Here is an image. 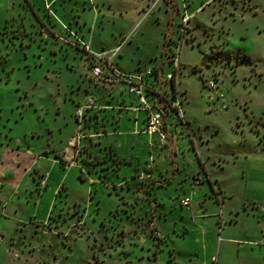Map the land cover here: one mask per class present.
Wrapping results in <instances>:
<instances>
[{
  "label": "rangeland",
  "instance_id": "1",
  "mask_svg": "<svg viewBox=\"0 0 264 264\" xmlns=\"http://www.w3.org/2000/svg\"><path fill=\"white\" fill-rule=\"evenodd\" d=\"M166 1L61 0L52 14L23 0L0 29V264L201 263L182 208L208 204L218 235L244 230L220 264H264V0ZM138 81L166 138L132 154L117 136L121 155L97 133L117 108L136 113L121 104ZM88 96L111 107L80 120ZM223 202L241 210L229 219Z\"/></svg>",
  "mask_w": 264,
  "mask_h": 264
},
{
  "label": "crops",
  "instance_id": "2",
  "mask_svg": "<svg viewBox=\"0 0 264 264\" xmlns=\"http://www.w3.org/2000/svg\"><path fill=\"white\" fill-rule=\"evenodd\" d=\"M23 0H0V29L3 28L7 22V20L13 16L15 13H17L18 11H20L22 9V3ZM28 3L29 8L31 11H40V10H44L45 13L50 12L53 14V10L55 12H58L57 7L58 4L60 3L61 0H24ZM72 1V0H70ZM87 0L83 1L80 0V4L82 3V7L83 10L85 11V2ZM97 1V0H96ZM99 1V0H98ZM169 3L170 0H167L166 3ZM69 3V2H68ZM90 5V4H89ZM91 6V5H90ZM83 12L80 13V18L82 20L83 19ZM87 21V20H84ZM91 30V29H90ZM88 41L91 45V48L93 50H100L103 49L104 46H102L101 48H95L93 46V44H91V35L89 33L88 36ZM125 45V44H124ZM124 45H122L121 50L123 49ZM119 84H123L122 83H115L114 86L116 87ZM129 92V91H128ZM129 95V99L128 100H123V105H126L127 103L132 104V102H135V104L138 103L137 98L132 95V94H128ZM112 96L114 97L115 95L112 94ZM90 96H88L87 98H89ZM99 99V98H98ZM109 97L103 98V99H99L100 102H104L107 104L108 107H111L110 104L111 102H108ZM115 99V97L113 98ZM107 101V102H106ZM81 103V102H80ZM120 103V102H119ZM118 106V104H117ZM78 107V106H77ZM109 114H111L110 108H108L107 110H103ZM116 115L113 116L112 119H102L103 121L106 122V125L103 126L106 129L107 128H111L109 131H104L105 128H103L101 131H99L97 134H105V136H110V137H115L112 141H110V143H113V145L116 147V149L118 150V153L123 155L122 153H120V149L118 146L119 141L116 140L117 136H125V141L127 144H129L130 146H132V154H135V152H137L138 149V145L137 147L133 146L135 145L136 142H139L141 140H143V138H147L150 137L146 132H144V128L146 127L147 124V112L144 110L139 111L138 113H133L132 111H127V110H119V108H117V111H115ZM104 122V123H105ZM115 132V134H114ZM104 137V138H106ZM103 141H106L105 139ZM174 154V153H173ZM176 164V163H174ZM219 181V180H218ZM220 182V181H219ZM221 183V182H220ZM222 187L226 190L227 194L232 195L234 197V194L229 192V190L221 183ZM162 189H166V188H162ZM231 197V199L233 198ZM230 199V200H231ZM250 199V198H247ZM245 199V200H247ZM254 199V198H252ZM244 200V201H245ZM261 200V199H260ZM205 203H210L209 201H205ZM208 206H206L207 212L210 213V215H206L203 216L202 211L200 208L195 207L194 205L192 207H185L182 208V213L186 214L187 216H189L190 218L192 217V214L195 216V218L192 220L193 224L195 225V227H198V229L201 231L202 236L204 237L203 241H205V244L202 243V246L198 249L200 253L202 254H196L193 253L194 255H196L198 258H200L201 262H205L207 264H220V260H221V248L224 246V243L226 245V247L231 246L232 244L238 243V240H240L243 235V231L241 230V226L239 224V222L237 223H228L226 224L221 231V234H217L216 233V226H217V219H216V207L208 204ZM230 210L228 211V202H223V206H222V212L223 215L225 217H228L229 219H232V213H237L239 212L241 209H235L233 207L229 208ZM205 220V222H204ZM205 224V225H204ZM203 225V228H201V226ZM223 234L225 236H223ZM218 236H223V239H221V241L218 244V239H220V237ZM247 236V234H246ZM240 238V239H239ZM247 239V238H245ZM233 241H237V242H233ZM219 245L220 251H219V255L215 256V248L216 245ZM198 252V253H199ZM241 249L237 248V254H240ZM217 259L216 262H214L213 259ZM128 262V261H126ZM125 263V262H123Z\"/></svg>",
  "mask_w": 264,
  "mask_h": 264
},
{
  "label": "built area",
  "instance_id": "3",
  "mask_svg": "<svg viewBox=\"0 0 264 264\" xmlns=\"http://www.w3.org/2000/svg\"><path fill=\"white\" fill-rule=\"evenodd\" d=\"M93 54L97 55L99 57V61L93 65L92 67V75L99 80L105 79L107 80V73L105 72L104 66L106 65L107 61L101 54H97L93 52ZM116 72V70H115ZM116 82H126V79L128 76L125 74L116 72L115 77ZM128 91L130 94L134 95L137 100V106L134 107V112H139L141 110H144L147 112V124L144 128V132H146L151 138L156 137L159 140H164L166 138V132H165V122L163 114L158 109H153V105L149 101L148 91L146 86L141 82H133L129 84ZM97 100L94 97H89L85 100L84 103H81L77 107V113L80 120L83 118L84 114L91 108L97 106ZM186 204H189L188 200L185 202ZM121 264H132L131 262H125ZM196 264H207L205 262L196 263ZM216 264V263H215Z\"/></svg>",
  "mask_w": 264,
  "mask_h": 264
}]
</instances>
